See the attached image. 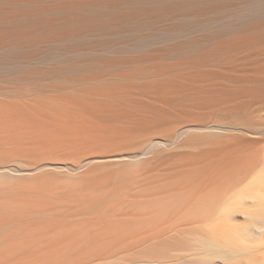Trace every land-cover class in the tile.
I'll return each mask as SVG.
<instances>
[{
    "label": "bare ground",
    "instance_id": "6f19581e",
    "mask_svg": "<svg viewBox=\"0 0 264 264\" xmlns=\"http://www.w3.org/2000/svg\"><path fill=\"white\" fill-rule=\"evenodd\" d=\"M259 253L264 0H0V264Z\"/></svg>",
    "mask_w": 264,
    "mask_h": 264
},
{
    "label": "rangeland",
    "instance_id": "374dc122",
    "mask_svg": "<svg viewBox=\"0 0 264 264\" xmlns=\"http://www.w3.org/2000/svg\"><path fill=\"white\" fill-rule=\"evenodd\" d=\"M259 254H261V253H259ZM257 256V255H256ZM255 256V257H256ZM263 258V254H261V255H258L256 258H254L253 259V262H252V264H262V262H261V259Z\"/></svg>",
    "mask_w": 264,
    "mask_h": 264
}]
</instances>
